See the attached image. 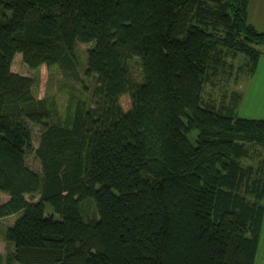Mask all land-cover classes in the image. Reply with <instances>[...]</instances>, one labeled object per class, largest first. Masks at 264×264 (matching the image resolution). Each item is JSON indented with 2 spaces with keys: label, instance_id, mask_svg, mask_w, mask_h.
Here are the masks:
<instances>
[{
  "label": "trees",
  "instance_id": "16d2710c",
  "mask_svg": "<svg viewBox=\"0 0 264 264\" xmlns=\"http://www.w3.org/2000/svg\"><path fill=\"white\" fill-rule=\"evenodd\" d=\"M248 2L0 0L11 10L0 21V218L17 215L0 238L13 261L254 264L264 219L254 147L264 148V118L203 96L228 53L244 56L247 75L256 69L264 31L248 21ZM77 42H93L84 71L96 81L92 105L70 122L48 121L52 108L12 61L21 53L30 67L77 73ZM30 123L41 128V173L26 162ZM88 199L90 219L80 209Z\"/></svg>",
  "mask_w": 264,
  "mask_h": 264
},
{
  "label": "rangeland",
  "instance_id": "374dc122",
  "mask_svg": "<svg viewBox=\"0 0 264 264\" xmlns=\"http://www.w3.org/2000/svg\"><path fill=\"white\" fill-rule=\"evenodd\" d=\"M251 3L256 4L257 10L260 9L264 16V0H251ZM11 15V10L4 9L0 4V21ZM256 17L260 15L257 11ZM93 42L82 43L77 42L75 45V54L78 60L77 73H65L57 65L48 67L42 63L38 67L28 66L22 59L21 53H16L11 64V70L23 75L30 76L33 79L31 86L32 94L37 99H45L52 108L53 113L50 114L48 121L66 123L70 122V118L79 108H87L92 105L91 91L96 84L93 76L85 75L87 62V50ZM264 50V47H262ZM229 58L225 61L224 66L219 67V73L211 81L205 84L203 96L206 99H212L216 102L217 107H226L229 100L230 105H233V110L242 117L264 118V52L259 62L258 76H260L259 84L250 79L246 74V70L240 66L243 64L244 56L242 54L234 55L228 53ZM260 55V56H261ZM231 62L232 67L228 65ZM128 65L132 76L136 82L142 81V68L138 57L132 56L128 58ZM226 68L224 70V68ZM223 68V69H222ZM236 97V98H235ZM235 102V104H234ZM32 130V149L26 153V162L28 166L41 173L42 165L34 152V149L39 145L41 128L39 125L30 123ZM197 130H191L188 137L195 143ZM254 150L260 152L264 161V148L256 146ZM257 156L249 157L245 161L256 163L259 159ZM27 199L36 200L38 194H27ZM7 199V195L0 192V203ZM48 211L51 207L47 204ZM80 209L83 216L87 219L96 217V210L91 200H85L80 204ZM17 215H10L0 218V229L12 224ZM264 222V219H263ZM258 264H264V227L262 223L261 238ZM13 247L5 241L3 236L0 238V256L2 264H19L12 260Z\"/></svg>",
  "mask_w": 264,
  "mask_h": 264
},
{
  "label": "crops",
  "instance_id": "0c3cea01",
  "mask_svg": "<svg viewBox=\"0 0 264 264\" xmlns=\"http://www.w3.org/2000/svg\"><path fill=\"white\" fill-rule=\"evenodd\" d=\"M257 11L260 15L259 18L256 17ZM247 19L256 29H258L260 31H264V16L261 14L260 9L257 10L256 4L251 3V0H249V2H248ZM261 58H262V55L258 59V63H257V66H256L254 73L251 76H249L250 79L248 81H250V85H251V81L256 82L257 83L256 85H258L260 82L259 81L260 76H258L257 72H258L259 62H260ZM263 227H264V222H263ZM260 238H261V234H260ZM260 238H259V240H260ZM259 250H260V242L258 243L254 264H258V262H260L259 253H258Z\"/></svg>",
  "mask_w": 264,
  "mask_h": 264
}]
</instances>
